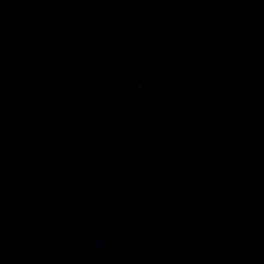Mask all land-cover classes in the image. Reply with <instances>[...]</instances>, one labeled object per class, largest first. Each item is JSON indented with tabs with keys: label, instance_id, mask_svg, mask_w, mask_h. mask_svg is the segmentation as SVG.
Masks as SVG:
<instances>
[{
	"label": "water",
	"instance_id": "obj_1",
	"mask_svg": "<svg viewBox=\"0 0 264 264\" xmlns=\"http://www.w3.org/2000/svg\"><path fill=\"white\" fill-rule=\"evenodd\" d=\"M0 264H264V0H0Z\"/></svg>",
	"mask_w": 264,
	"mask_h": 264
}]
</instances>
